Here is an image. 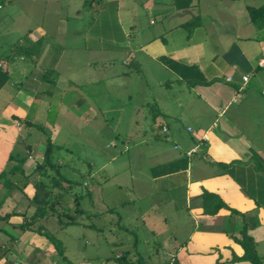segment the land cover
I'll return each mask as SVG.
<instances>
[{"label":"crops","instance_id":"1","mask_svg":"<svg viewBox=\"0 0 264 264\" xmlns=\"http://www.w3.org/2000/svg\"><path fill=\"white\" fill-rule=\"evenodd\" d=\"M51 1L29 0L36 4L27 6L24 0H0V172L6 170L0 178V197L9 187L0 202V215L9 213L6 220L0 219V264H90L100 258L96 245L106 238L95 217L110 214L118 219L116 208L125 201L120 200V186H106L112 191L107 197L99 195L104 178L98 169H91L88 179H83L85 214L80 217L84 216V227L94 230L83 235L85 245L93 248L86 258L71 261L65 247L61 256L44 235L29 228L17 230L15 225L29 218L31 173L36 172L31 167L41 161L46 140L54 144L53 154L60 149L68 153L70 149L65 151L60 144L66 141L61 139V127H66L62 134H72V140L102 132L114 115L95 100L106 99L103 83L118 74L136 77V89L126 94L125 102L136 113L130 114V123L138 128H119L121 139L133 141L137 156L148 146L149 158L143 161H149L150 193L172 206L173 213L181 211L179 222L188 225L181 234L178 225L167 232V247L156 258L151 259L146 250L137 251V238L131 243L135 249L123 247L115 254L126 252L128 259L140 254L149 264H251L230 260L232 254L242 252L228 234L237 230L241 218L226 208L203 213L198 194L205 189L244 212L247 232L264 264V66L257 65L264 50V26H254L244 14L249 31L233 32L225 41L222 34L207 31L200 18L189 34L181 26L184 20L150 29L151 17L143 22L128 19L136 9L123 6L122 0H78L66 9ZM258 1L245 4L263 0ZM156 9L162 19L167 16ZM113 13L115 19L106 24ZM211 37L215 41L209 46ZM145 60L150 67H144ZM139 73L149 81L142 83ZM188 79L197 82L189 86ZM145 87L148 91L142 99L129 101ZM142 104L152 105L141 112ZM49 107L55 111L49 113ZM95 120L99 126L91 129ZM59 157L57 153L58 164ZM64 193L70 198V189ZM61 200L62 195L57 198ZM142 212L139 216L149 233L165 232L167 213L157 202Z\"/></svg>","mask_w":264,"mask_h":264},{"label":"rangeland","instance_id":"2","mask_svg":"<svg viewBox=\"0 0 264 264\" xmlns=\"http://www.w3.org/2000/svg\"><path fill=\"white\" fill-rule=\"evenodd\" d=\"M24 1L27 6L30 4L29 0ZM72 1L77 2L78 0H52L51 3H58L59 5L63 6V9H66L72 6ZM122 1L123 6H127V8L130 9H136V11L134 13L132 12L128 19L132 18V21L139 20L143 22L148 21V18L151 17L154 23L148 24L150 29L152 26L157 28L161 27L165 22L173 23L174 21L178 20H188L191 18L193 12L198 11L199 18L202 20L206 30L222 34V38H225V41L231 39L229 36H231L233 32L246 33L249 31V28L247 27L248 20L245 17L247 14L245 9H243V4H253L255 2H259L258 0H191V3L188 7L177 9L174 7L172 0ZM36 3L42 4L43 0H37ZM113 7V5H110L109 9L114 11ZM155 8L163 9L167 16L162 19V17H160L161 15L157 12V9L155 10ZM211 18H214V21H211ZM114 19L115 17L113 13V15H110V18H107V22H104L107 24L108 22H112ZM214 41V37L209 38V46H211L212 42ZM144 63L145 68L150 67V64L146 60ZM139 75L141 76L140 79L142 83L146 80L149 81L144 73L143 75L142 73H139ZM135 79L132 76H126L124 74L110 76L107 80L105 79L103 84L107 87V97L106 99H103V97H97L95 101L97 103H101L103 106L106 105L109 107V113L114 116L112 119H108L106 126L102 127V132L95 133V135L91 136L90 138H87L85 136L86 134L79 135V138L76 137L77 135H74L76 138L72 140L70 137L72 134H62V132L66 130V127H61V139L66 141H61L60 144L65 145V151L66 149L68 151L69 148L70 151H68V153L70 152L71 155H69L67 152L65 153L63 149L57 151L60 156L59 174L61 175L58 177H64V179L68 178L71 180V182L68 184L69 186H72V177H74V179L78 181V184L73 185V188L71 187L72 191L80 190L84 194L86 193L84 192V188L86 187L85 183H83V179H88L89 171H91V169L92 171L98 169L97 173L100 174V177L102 174L104 178L101 181L102 189L99 195L107 197L108 195L106 194L112 191L108 190L106 186H108L109 189H115V187L120 186V200L125 201L124 204H121L116 208L119 213L118 219L115 218L114 215L110 214H100L101 216L99 215L98 218L95 217V224L102 227L100 234L105 236L106 239L101 241L99 240L97 242L96 248L98 252H101L99 255L100 258L92 259L90 264H97L100 261H102L104 264H110L107 261H104L105 257L103 255H114L117 251L123 249V247L127 249H135L136 247L137 251L146 250L148 253H150L149 256L151 259L156 258V256L158 257L160 255L161 249L167 247V232L169 230L174 231L175 227L178 225L177 229L181 234L187 229L188 225V223H182L181 221L179 222V219L182 217L181 211L173 213L171 209L172 206L164 205L161 200L158 201L159 198L157 197L160 196H153L150 193L149 179L146 174V165L149 161L146 163L143 161L149 158L150 152L148 146L144 147L141 155L137 156L138 152L134 147L133 141H122L121 139L122 133L118 130L119 128L122 130L128 128L132 131L135 129V127L138 128V126H135L132 124V122L130 123V118H132L130 117V114H132L134 117V114L136 113L132 112L131 106L127 107L125 102L128 93L136 89ZM138 88L139 87L137 86V89ZM155 89L156 87L152 88V90ZM140 91L141 89L137 90L135 96H131L129 101L135 103L137 98L139 100L142 99L144 93L148 90L145 87V89L143 88L141 94ZM151 105L152 104H145L139 110L141 112H146ZM145 106L148 107L146 108ZM54 111L55 108L49 107V113ZM95 126L97 128L99 126V122L97 120L92 122L89 127L93 129ZM104 128H107V130L104 131ZM129 137L130 136H128V138ZM104 139H107L106 145H104L106 141ZM123 144L129 145V148L127 150L123 149ZM96 145L98 148L94 149V146ZM99 146L103 147L100 149L101 155H99L98 152ZM57 153H52L51 155L54 161L56 160ZM155 158H157V156L151 158L150 160L153 161ZM107 159L108 161L104 162ZM88 161L95 165H92ZM35 163L38 164L37 162H34V166L36 165ZM100 163H102L103 166H99ZM34 166H32L31 169H33ZM105 172H107L109 176H105ZM48 174H51L49 173V170ZM48 174H43L45 176L44 181L46 182L49 181ZM53 174H55V172ZM31 175L33 177V182H36L39 179L38 176H41L42 174H38L36 171L31 173ZM95 176L98 175L95 174ZM61 180V183L67 184L66 181H63V179ZM103 185L105 186L104 189ZM55 191L56 189L53 188L52 192L54 193ZM139 193H141V196H139ZM54 196L50 195V198L54 199ZM77 200L80 203L83 202L82 197ZM96 201H98V199ZM152 201L157 202L161 211L167 213L165 218L166 228L165 232L163 231V233H157L156 231L149 233L146 229L147 227L143 224L139 216L143 213L142 209L146 210ZM29 205L31 208L29 211V218H32L31 213L34 211L35 205ZM59 205L60 207L73 206L71 202V196L69 198L68 195L63 193L61 202L57 204V208L60 209ZM80 219L81 221H84V216L80 217ZM40 222L47 229H50L51 234L61 241L63 247H65V254L67 255V258L71 259V261H78L80 259L86 258L88 254L93 252V248H91L89 245H85L83 235L89 233L91 235V232H94V230L91 231L89 228L84 227V225L81 223L60 226L57 223L54 215H49L46 218L40 219ZM37 223L38 221H34L32 224L34 225ZM16 229L18 230V227H16ZM135 238H137L138 242L134 247L131 243H134ZM0 244H2V241ZM68 264H71V262L69 261Z\"/></svg>","mask_w":264,"mask_h":264},{"label":"trees","instance_id":"3","mask_svg":"<svg viewBox=\"0 0 264 264\" xmlns=\"http://www.w3.org/2000/svg\"><path fill=\"white\" fill-rule=\"evenodd\" d=\"M174 7L177 9L188 7L191 3V0H172ZM245 11L250 20V22L256 27L264 26V0L258 5H250L245 4ZM200 22L199 15H192L188 20H184L181 23V26L184 27L189 34L192 28ZM196 79H188L186 83L190 86L193 83H196ZM52 142L47 139L45 142V146L42 153L41 161L38 162L34 166L35 170L39 174H48L51 173L49 177V181H44V175L38 176L39 179L33 184V193L28 198L30 204L35 205L34 211L31 213L32 218L23 217L22 222L15 225L19 229H33L36 230L39 234L44 235L49 243L55 248L56 252H58L61 256L63 246L50 231L46 230V228L38 222V224H32L34 221L46 218L49 215H54L57 223L60 226L68 225V224H82L84 225V221H81L79 218L82 214H85V210L80 202L77 199L82 197V191H72L73 185L78 184L76 179H73L72 186H69L68 178L58 177L61 176L59 174V164L53 160L52 155ZM222 165H225V163ZM55 172V174H53ZM6 174V170H2L0 172V178H3ZM53 174V175H52ZM61 179L66 181L67 184L61 183ZM61 180V181H60ZM11 184V183H10ZM72 187V188H71ZM55 188L56 191L53 193L52 189ZM9 187L6 185V189L0 197V202L2 198L6 196L7 190ZM71 190L72 197V205L73 206H65L57 208V198L60 197L64 192H68ZM50 195L56 197L54 199L50 198ZM200 207L203 213L206 214H214L219 208H226L229 211V214L236 215L241 218V222L237 230L233 232H229L230 237L236 241L242 248V252L240 255L232 254L231 261L233 260H247L251 264H261V260L259 255L256 253L254 248V241L250 234L247 232V223L245 220L244 212H240L232 207L227 206V204L214 192L207 191L202 189V191L198 194ZM57 201V202H56ZM9 216L8 212L0 215V219L6 220ZM93 225V224H92ZM94 227V225H93ZM106 259L113 260L116 264H149L146 262L145 258L140 254H137L135 258L128 259L126 252H121L114 255H109L105 257Z\"/></svg>","mask_w":264,"mask_h":264},{"label":"built area","instance_id":"4","mask_svg":"<svg viewBox=\"0 0 264 264\" xmlns=\"http://www.w3.org/2000/svg\"><path fill=\"white\" fill-rule=\"evenodd\" d=\"M257 65L264 66V50L260 52V54H259V56L257 58ZM241 79L244 82L247 79V74L246 73L242 74L241 75ZM241 87H242V85H240L239 88L236 90L235 96H234L235 98L240 95V89H241ZM161 129L162 130H165V127L164 126H161ZM193 150H194V148H192L191 150H186L185 151V154L186 155H189L191 153V151H193Z\"/></svg>","mask_w":264,"mask_h":264}]
</instances>
